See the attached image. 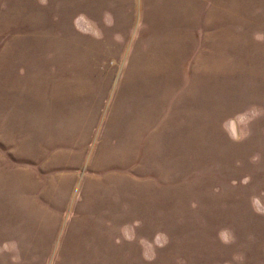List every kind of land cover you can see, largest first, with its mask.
Wrapping results in <instances>:
<instances>
[{
    "label": "rangeland",
    "instance_id": "1",
    "mask_svg": "<svg viewBox=\"0 0 264 264\" xmlns=\"http://www.w3.org/2000/svg\"><path fill=\"white\" fill-rule=\"evenodd\" d=\"M0 264H264V0H0Z\"/></svg>",
    "mask_w": 264,
    "mask_h": 264
},
{
    "label": "crops",
    "instance_id": "2",
    "mask_svg": "<svg viewBox=\"0 0 264 264\" xmlns=\"http://www.w3.org/2000/svg\"><path fill=\"white\" fill-rule=\"evenodd\" d=\"M90 147H88L87 153L90 152ZM89 161L90 159L86 158V162L82 167H77L79 170H82V172H77L75 174H67L68 176H73V180L69 179L70 184L69 186L75 191V193H71L69 199L71 202L69 207L63 206L62 208H76L72 205H78L83 199L86 206V208H96L94 205V201L92 196L96 195V190L95 187L99 185V180L97 181L96 175L95 174H87L85 173L89 168ZM93 164H91V168H89L91 171H95L96 168L92 167ZM78 170V171H79ZM89 171V170H88ZM99 178V176H97ZM72 181H75L71 183ZM98 183V184H97ZM106 187V186H104ZM82 192V193H81ZM86 192V193H85ZM91 197V199H90ZM82 198V199H81ZM55 205V204H54ZM54 208H57L56 206Z\"/></svg>",
    "mask_w": 264,
    "mask_h": 264
}]
</instances>
